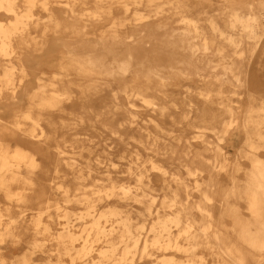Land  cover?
<instances>
[{"label": "bare ground", "instance_id": "obj_1", "mask_svg": "<svg viewBox=\"0 0 264 264\" xmlns=\"http://www.w3.org/2000/svg\"><path fill=\"white\" fill-rule=\"evenodd\" d=\"M168 3L182 25L169 24ZM131 4L148 6L149 14L130 17ZM37 6L47 17L35 18ZM147 44L150 60L160 53L175 59L155 62L140 75ZM257 51L264 53V0H0V247L6 240L17 245L23 229L34 235L26 253L8 264H264V83L256 75L264 61L250 72ZM191 73L199 85L180 84L184 91L173 95L171 76L182 81ZM141 108L170 126L186 122L198 129L185 138L178 165L193 183L173 174L171 185L167 168L149 156L176 152L166 142L174 130L155 116L143 118L142 125ZM63 113L76 117L58 124L55 116ZM60 128L76 132L60 142ZM208 129L217 134L214 146L206 139ZM242 135L236 150L248 167L230 163L222 145L229 137L235 147ZM96 138L125 148L141 141L147 162H140L138 150L129 158L126 149L115 156L111 142L93 143ZM11 139L29 143L14 147ZM46 157L56 173L60 165L68 169L52 186L60 199L48 197L33 180ZM122 157L128 159V178L116 175L124 172ZM239 169L242 180L233 174ZM156 171L164 178L163 210L154 209L151 195ZM222 171L230 182L219 185ZM240 201L249 216L241 214ZM136 205L144 209L134 215ZM229 228L232 234L223 232ZM37 251L50 260L36 262Z\"/></svg>", "mask_w": 264, "mask_h": 264}, {"label": "rangeland", "instance_id": "obj_2", "mask_svg": "<svg viewBox=\"0 0 264 264\" xmlns=\"http://www.w3.org/2000/svg\"><path fill=\"white\" fill-rule=\"evenodd\" d=\"M216 2L218 3H221L222 0H215ZM165 8H170L168 11H169V14H172V17L170 18L169 20V24L173 27H178L180 25H182V23L180 21H178L177 19L180 17L178 14H174V12H172V8H171V4H167L165 5ZM135 11H138V12H141V13H147L149 14V7L148 6H145L144 4H140V5H132L130 6V9L128 11V15L130 17H133ZM120 11H116V14H119ZM34 14H35V18H45L47 17L48 15V12L43 10V8L41 6H37L35 7L34 9ZM59 17L62 16V14H59L58 15ZM9 18H7L6 20H8ZM108 22H105V24H107ZM40 28L42 29V25L40 26ZM161 31H163V29H161ZM159 45V44H157ZM160 46V45H159ZM144 48H147V50H145V55L143 57L144 59V65H142L140 67V70H139V73L140 75L143 74L145 68L147 67H153V66H158L157 64H155V62H165V60L167 62H169V60L173 61L175 58H170V59H166L163 55L164 54H161L159 55V57H157L156 59H149V45L147 44V46H145ZM61 50H64V48L62 46L59 47V51ZM148 54V56H147ZM263 55V57H261ZM177 58V57H176ZM203 59V57H202ZM252 59V62H251V67H250V72L251 71H255L257 70L256 68V65H257V62L260 61L261 59L264 61V53L263 54H260L258 51L256 53H254L251 57ZM198 60V59H197ZM143 61V60H142ZM203 62V61H202ZM220 72V70L218 71ZM50 73V72H49ZM221 73V72H220ZM257 79H259V81H261L262 83H264V70L263 71H259L257 74ZM132 77V76H131ZM134 78V76L132 77V79ZM170 85H169V88H171L173 91H170L173 95H179L181 92H183L184 90H181L179 89V85L180 84H183V85H191V86H197L199 85L198 83V79L197 77H195V74L194 73H191L190 74V78H186V80H182L180 81V79L178 77H173V75L171 76L170 78ZM193 96H194V99H196L197 101H201V98H199V96L197 95L198 93V90H195V89H192L191 90ZM185 93V92H184ZM186 94V93H185ZM208 107V106H205V108ZM3 117H5L6 119H8L9 115L3 113L2 114ZM76 117V115L74 114H59V115H56L55 116V119L58 120V124L61 123V120H66V118H69V117ZM138 116H139V121L140 123L142 124V119L143 118H147L148 116L150 117H157V119L159 120L160 123H162L163 126L166 127V129H172L174 130L170 136H168L169 138L166 140V142H172L175 144V148H177L176 152L175 153H172V155H168L167 158L165 157H162L160 155H155L154 153H150L149 156L151 158H153V160H155L158 164L160 165H164L166 168H167V173H166V177L169 179V181H171V179L174 177L173 174H177V175H181L184 179L189 180L190 183H193V180L194 178L193 177H187L186 175V170L181 167V166H178L179 165V157L180 156H183V149H185V145H184V140L185 138H188L192 135H194V132L196 130H198L197 128L195 127H191L188 125V123L184 122L182 124H171V126L168 124V120H165V118L159 116V115H156L155 113L153 114V112L151 111H146L144 109H139V112H138ZM86 120H88L86 118ZM143 125V124H142ZM43 127L46 131H49V126L43 124ZM153 124L150 125V129H154L153 128ZM217 127H220V125L218 124ZM88 128V127H87ZM85 128L84 130L78 128L77 131L78 132H83V133H92L93 131L90 130V129H87ZM80 130V131H79ZM76 132V130H67L65 128H60L58 131H57V136H58V139L59 141L61 142L62 141V136H66V137H73L74 136V133ZM143 134H145V132L142 130H140V136H142ZM181 136L180 140H177V138ZM242 137L243 135L241 136V138L238 140L239 142H237L236 146L235 147H232L231 146V143H229L228 141V138L225 140V141H222V145L225 146L226 150L229 151L227 152V157H229V162L232 163V164H236L238 161H241L242 164L246 167L249 166L250 162L249 160L243 158V157H240V154H239V150L237 149L236 150V147L238 145H242L243 144V141H242ZM206 139L207 141L209 142L210 145L214 146L216 144V141L217 140V134L216 132H214L213 130H210L208 129L207 132H206ZM94 141H92L93 143H105V142H111L112 143V151L114 152V155L116 156L117 154L120 155L121 152L123 154V151L126 149L127 151L124 152V155L129 158V153L130 151H134V150H138L139 151V160L142 164H146V160L148 158V153L147 151L145 150L144 148V144L140 141V142H137V141H134V140H131L129 142V146L128 147H123L121 145V143H119L118 141L114 140V141H111V140H105V141H102V139H93ZM11 144L15 147L19 144H22V145H26L28 144L29 142H27L26 140H23V139H11L10 140ZM63 142V141H62ZM195 145L197 148H200V147H203V143L199 142L198 140L194 141ZM69 151H72V147L70 146H67L66 147ZM52 149V148H51ZM98 149L99 151L101 150V146H98ZM206 155H209V156H213L215 154L214 151H210V150H207L204 152ZM261 155L264 156V151L262 150L261 152ZM189 154H193V152H189ZM85 155H89L88 151H85ZM69 155H65V159H69L68 158ZM127 158H119L120 160V165H121V168L123 169V173H117L116 175H122L124 176V178H128V172H127V167H128V159ZM84 159V158H83ZM81 158H79L80 162L83 160ZM64 160V158H63ZM78 160V158H77ZM53 166H54V163L52 162V158L50 157H46L43 159V168L41 169H38L37 170V173L36 174H33L32 177H33V180L42 187V189L47 192V196L48 197H51L53 199L55 198H58L60 199V196L56 195L53 191V188L52 186L54 185L55 182H58V181H62L64 178H63V174L67 173V167L64 166V165H60V171H59V174L56 173L54 170H53ZM179 167V168H177ZM43 170H46L47 171V174L46 176H43L42 175V171ZM234 175H236L237 178H239V180H242L245 176V173L242 171V170H238L237 172H234L233 173ZM209 176L208 172L204 173V175L200 178V180H205L207 177ZM152 181H153V184H154V189L151 191V195L155 196V205H154V209H157L159 208V210H163L162 208V198L165 196L166 194V190L163 186V176L160 175L157 171L156 172H153L152 176ZM218 179H219V185H221V183H229L230 182V179H229V175L226 174L225 172H221L220 175L218 176ZM173 181H171V185H172ZM145 190H148V189H145ZM143 191V189H142ZM2 199V200H1ZM0 200L1 201H4V199L2 198V196H0ZM4 202H1V204H3ZM220 202L218 200H216L214 202V205L215 207L217 208L218 204ZM69 208L71 209H77V210H81L83 208L82 205H77V204H69L68 205ZM239 206H241V214L243 216H249L250 213L249 211L247 210L246 206H245V203L243 201H240L239 202ZM134 215H137V213H140V211H142L144 209V207L142 205H136L135 208H134ZM13 212H15V210L17 211L18 210V207L14 206L13 207ZM26 215H28V217L31 216L32 214V211L31 210H26L25 211ZM216 218H218L219 216H215ZM200 218V215L196 214V219H199ZM7 220V219H5ZM4 220V221H5ZM61 221L63 222V219H61ZM152 220L151 219H148L146 221L147 224L151 223ZM232 219L230 217H225V220H224V223H226L228 226H232L233 223H232ZM56 228H59L61 229L62 228V224H58V225H55ZM77 231L79 228H76ZM223 232H229V233H233V230H231L230 228L227 229V230H223ZM21 234V239L19 241V243L17 245H15L11 240H6L0 247V256L5 258V262L4 263H0V264H8V262H10L11 260L13 259H16V257L22 255L23 253H26V250L27 248L29 247V241L33 239V230L30 228L28 230H24L20 233ZM104 245V243H101V244H98L97 247H102ZM200 250V249H199ZM158 254V253H156ZM99 253L97 251H94L92 253V256H98ZM52 259L54 261H56V255H53L51 256ZM34 258L36 260V262H40V263H45V262H48V260H50L49 257H47L46 254H43L41 253L40 251H37L36 252V255H34ZM65 260H67V258H65ZM34 264V263H33ZM78 264H81V261H78ZM147 264H153V263H147Z\"/></svg>", "mask_w": 264, "mask_h": 264}]
</instances>
